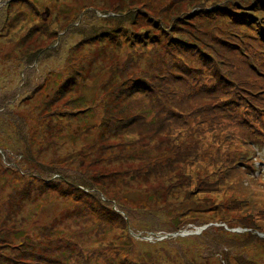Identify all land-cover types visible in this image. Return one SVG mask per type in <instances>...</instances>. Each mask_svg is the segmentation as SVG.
Segmentation results:
<instances>
[{"label":"rangeland","instance_id":"1","mask_svg":"<svg viewBox=\"0 0 264 264\" xmlns=\"http://www.w3.org/2000/svg\"><path fill=\"white\" fill-rule=\"evenodd\" d=\"M263 29L264 0L3 4L0 264H264V122L241 83L260 78L237 49L258 58ZM188 66L227 74L169 121Z\"/></svg>","mask_w":264,"mask_h":264},{"label":"trees","instance_id":"2","mask_svg":"<svg viewBox=\"0 0 264 264\" xmlns=\"http://www.w3.org/2000/svg\"><path fill=\"white\" fill-rule=\"evenodd\" d=\"M10 0H4L2 2H8ZM12 1V0H11ZM9 4V3H8ZM238 19H240L239 16H237ZM237 22H239V20H237ZM262 29V27H261ZM264 30V29H263ZM262 36H263V44H264V34L263 32L260 30L259 32ZM184 45V44H183ZM186 45V46H185ZM184 46L185 47H190V45L188 43H186ZM241 48L237 47L238 51L241 53V57L243 58V60L245 61V65L247 67L246 71L251 72L254 76L255 79H257L258 77L260 78V81L256 80L251 84L249 82V77L246 78V80L241 81L243 89H245L247 91V101L246 103L249 106V102H252V109H250L249 111L251 113H256L258 115V117H260L261 122H264V118L263 115L264 114V49L263 48H259L256 47L255 50H258V52L256 53V55L258 56V58L255 57V55H253V51L254 48L251 46H240ZM187 71V73L185 75H180V74H184ZM175 74V73H174ZM227 74V70H225L222 66H219V68L214 70V74L212 75L209 71H204V69H193L190 66L188 67H183L179 73H176L174 75V77H172L173 79V85L171 87V89L169 90L170 92L168 93L169 95L166 94L165 96V100L168 106L171 107L170 111H171V118L169 119V121L173 118H175V122L180 121L179 123L182 122V118L180 117L181 114H177L175 112H173L174 110L182 112L185 107H191L193 106L192 104H189L190 101L193 99V95L195 92L198 93L200 99H206L209 98L210 96L204 97V94H213L212 90L209 88V82H212L213 80H219V82L224 81V77ZM187 76V77H186ZM215 86V89L216 90ZM142 86L137 87V89L139 91H142ZM263 90V91H262ZM219 95L215 96L218 97ZM253 97L254 100H250V98ZM198 99H194L195 102H197ZM240 101V103L244 102L239 94H235L233 95L231 98L222 101L223 103L220 104V109L222 111V113H218L222 116L223 121L225 120H233V119H237L236 117V109L233 106V101ZM184 105V106H183ZM202 107H200L199 109H201ZM206 109V113L208 112L207 109V105H205L204 107ZM248 111V110H246ZM208 114V113H207ZM180 117L178 118L177 117ZM246 116H249V118L247 119ZM245 117V120H247L246 122L251 123V121L253 120V118L255 117H251L249 115V113L244 112L243 114V118ZM242 118V119H243ZM157 121V120H156ZM174 123V122H173ZM216 132V137L219 138L221 137V134L223 132L226 131V134L231 133V138L232 140H234L237 136V132H236V128L235 127H231V125L228 126H221L218 129L214 130ZM232 131V132H231ZM263 131H264V127H263ZM244 137H240V139H243ZM221 159V157H218L216 160ZM224 162V161H223ZM239 163H243L242 161H240ZM239 163H237L236 165H238ZM253 165L252 167L250 165H248V169H253ZM254 170V169H253ZM255 173V170H254ZM251 178L248 179V181H250ZM246 180V182H248ZM248 184V183H247ZM251 186V185H250Z\"/></svg>","mask_w":264,"mask_h":264},{"label":"water","instance_id":"3","mask_svg":"<svg viewBox=\"0 0 264 264\" xmlns=\"http://www.w3.org/2000/svg\"><path fill=\"white\" fill-rule=\"evenodd\" d=\"M10 2H11V0L8 1V2H5V3L0 1V7H1L3 4H8V3H10ZM201 230H203V229H200V231H201ZM175 235H180V234H175Z\"/></svg>","mask_w":264,"mask_h":264}]
</instances>
